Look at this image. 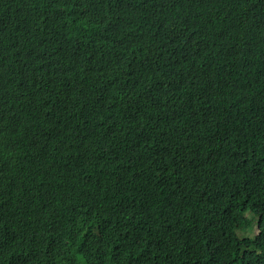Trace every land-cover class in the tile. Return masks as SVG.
Segmentation results:
<instances>
[{"label":"trees","instance_id":"trees-1","mask_svg":"<svg viewBox=\"0 0 264 264\" xmlns=\"http://www.w3.org/2000/svg\"><path fill=\"white\" fill-rule=\"evenodd\" d=\"M0 264H264V0H0Z\"/></svg>","mask_w":264,"mask_h":264},{"label":"clouds","instance_id":"clouds-1","mask_svg":"<svg viewBox=\"0 0 264 264\" xmlns=\"http://www.w3.org/2000/svg\"><path fill=\"white\" fill-rule=\"evenodd\" d=\"M252 217H255V222L252 224V226H250L248 229H250L251 227H253L254 226V224H256V226H257V230L259 231L260 230V226H261V224H260V220H262V214H256V213H252L251 212V214H250ZM247 229V230H248Z\"/></svg>","mask_w":264,"mask_h":264},{"label":"rangeland","instance_id":"rangeland-1","mask_svg":"<svg viewBox=\"0 0 264 264\" xmlns=\"http://www.w3.org/2000/svg\"><path fill=\"white\" fill-rule=\"evenodd\" d=\"M248 234L254 235L258 232L256 224L246 231Z\"/></svg>","mask_w":264,"mask_h":264}]
</instances>
